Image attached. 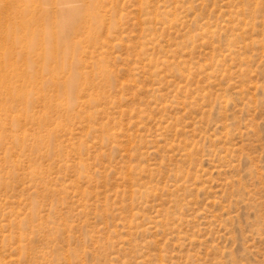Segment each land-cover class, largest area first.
<instances>
[{
	"label": "rangeland",
	"instance_id": "obj_1",
	"mask_svg": "<svg viewBox=\"0 0 264 264\" xmlns=\"http://www.w3.org/2000/svg\"><path fill=\"white\" fill-rule=\"evenodd\" d=\"M67 2L0 0V264H264V0Z\"/></svg>",
	"mask_w": 264,
	"mask_h": 264
},
{
	"label": "bare ground",
	"instance_id": "obj_2",
	"mask_svg": "<svg viewBox=\"0 0 264 264\" xmlns=\"http://www.w3.org/2000/svg\"><path fill=\"white\" fill-rule=\"evenodd\" d=\"M68 0H63V4L62 5H66L68 2ZM67 15H66V21L63 23V28L66 30L67 25L72 21V15L69 13V11H66ZM65 14V13H64Z\"/></svg>",
	"mask_w": 264,
	"mask_h": 264
}]
</instances>
